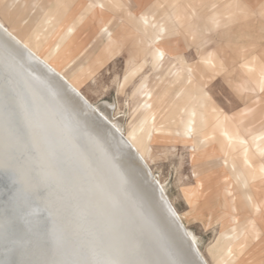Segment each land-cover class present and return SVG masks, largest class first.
I'll return each mask as SVG.
<instances>
[{"label": "bare ground", "instance_id": "1", "mask_svg": "<svg viewBox=\"0 0 264 264\" xmlns=\"http://www.w3.org/2000/svg\"><path fill=\"white\" fill-rule=\"evenodd\" d=\"M80 1L53 0L44 21L24 38L0 22V264H209L146 159L150 142L141 153L124 135V117L115 116V105L92 104L64 75L74 59L61 70L51 63L72 43L87 16L113 14L109 6L103 0H83L92 4L89 13L80 14L43 57L39 54ZM24 2L19 0V6ZM142 9L117 15L151 43L158 59L155 69L169 68L171 77L176 72L172 65L182 63L183 55L163 45L183 30L158 34L141 18ZM153 75L141 86L142 95L167 88L170 77L156 80ZM193 81L186 91L202 99L201 124L195 127L190 121L188 136L171 133L192 139L194 151L223 154L234 178L229 161L248 140L235 121L204 101V80ZM241 88L246 98L264 99L254 87ZM242 175L249 184L251 216L238 225L254 243L262 233L263 210L250 183L264 172ZM233 209L239 212L237 205ZM235 228L230 223L221 233Z\"/></svg>", "mask_w": 264, "mask_h": 264}, {"label": "rangeland", "instance_id": "2", "mask_svg": "<svg viewBox=\"0 0 264 264\" xmlns=\"http://www.w3.org/2000/svg\"><path fill=\"white\" fill-rule=\"evenodd\" d=\"M135 1L141 10L152 0ZM164 1L169 6L174 0ZM243 1L250 6V12H247L249 15L241 14L240 21L230 24V27L226 25L219 31L211 29L207 16L213 0H202L201 3L193 0L178 1L186 5L194 16L181 36L163 45L173 54L183 55L182 63L175 61L172 65L176 72L171 77L166 75L169 68L155 69L158 59L151 43L145 37H140L117 15L131 12L125 10L130 6L123 0H103L106 5L110 3L112 8H116L112 11L114 16L101 11L87 16L77 27L72 43L65 45L51 62L61 70L67 61L74 59L64 69V75L82 90L92 104L107 102L115 105V116L124 117V135L141 153L145 152L150 142L146 159L175 210L193 233L209 264H264V177H257L250 183L251 192L263 210L259 219L262 230L259 240L252 243L249 235L240 233L238 225L251 216L247 204L251 194L246 191L249 184L242 174H259L256 169L264 170L261 162L263 155L259 156L257 153L264 151V145H261L262 142L253 133L256 124L241 123L251 121L258 115L255 106L260 101L246 98L235 91L233 76H229L233 68L242 69L246 60L264 61V0ZM52 2L53 0H25L20 7L19 0H15V3L0 0V22L24 38L25 34L44 21ZM90 5L81 0L72 7L41 48L40 56L43 57L53 47L74 19L80 14L85 17L89 13ZM163 14L147 11L141 18L163 36H169L171 32L176 34L181 30L159 26V19ZM107 23L108 28L100 33ZM230 31L234 32L232 40L228 34ZM191 34L194 36L190 38ZM218 42L223 46L222 50H218ZM214 50L217 52L216 57L224 56L226 69H220L224 67L223 64L213 59ZM232 57L236 59V64L230 67ZM172 66L170 68L173 69ZM203 66L206 68V75ZM186 71L195 76L194 85L197 78L204 80V101L209 106L219 108L223 115L235 121L248 140L229 161L233 162L230 167L234 178L224 165L223 154L194 151L192 139L186 140L171 133L188 136L190 129L187 124L190 121H193L195 127L201 124L204 113L201 109L202 99L199 96L192 98V93L186 91L193 80L186 76ZM155 73L159 75H153ZM152 75L156 80L170 77V82L163 91H156L151 95L145 92L142 95L141 86ZM209 111L207 115L213 118V110ZM155 132L158 133L152 137ZM246 159L250 163H246ZM234 205L238 206L239 212L233 209ZM232 218H235L234 222ZM230 223H235L237 228L222 234Z\"/></svg>", "mask_w": 264, "mask_h": 264}, {"label": "crops", "instance_id": "3", "mask_svg": "<svg viewBox=\"0 0 264 264\" xmlns=\"http://www.w3.org/2000/svg\"><path fill=\"white\" fill-rule=\"evenodd\" d=\"M126 4L130 6V8L125 9L126 11H133L138 7V4L135 0H123ZM148 0H144L146 2ZM151 1V0H150ZM179 0H174L169 6L166 4L164 0H152L149 2L145 8L142 9V12L147 11H155V12H163V16L159 19V26H163L165 28H177L184 30L185 26L190 22L191 17L194 15L193 12L187 10L186 5L182 3H178ZM196 3H201L202 0H193ZM110 10H116V8H112L110 3H107ZM210 13L207 15L209 21L211 22V29L219 31L220 28H223L226 25L230 24L234 25L236 21H240L239 16L243 13L250 12V6L246 1L243 0H213L209 7ZM249 14L247 13L246 16ZM237 17V19H236ZM232 40L234 35L233 31L228 33ZM194 34L190 35V38L193 37ZM233 42V41H231ZM219 49L222 50L223 46H221L220 42H218ZM216 50L213 51V59L218 60L219 63L223 64V68L226 69L225 58L224 56L216 57ZM236 64V59L232 57L230 62V67ZM242 69L233 68L232 73L229 76L232 77V85L235 91L241 93L243 89L241 86H246L248 89L245 91H250V88H255L257 92H260L261 95L264 94V61H257L255 59H249L243 62ZM206 75V68L203 66ZM244 96V95H243ZM264 98V96H263ZM262 100V101H261ZM259 103L255 106L257 108L258 115L255 116L251 121L245 120L241 123L244 125L247 124H256L253 129L254 137H258L261 145H264V99H259ZM253 102V101H252ZM254 104V103H251ZM221 106V105H219ZM222 109H224L221 106ZM225 110V109H224ZM226 111V110H225ZM228 112V111H227ZM244 128V127H243ZM260 145V146H261ZM259 156L264 153L257 152ZM259 174H262L264 170L261 168L256 169Z\"/></svg>", "mask_w": 264, "mask_h": 264}]
</instances>
